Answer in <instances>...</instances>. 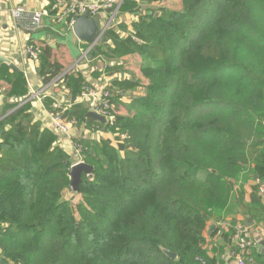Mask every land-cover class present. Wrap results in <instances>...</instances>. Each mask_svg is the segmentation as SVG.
<instances>
[{"label": "trees", "instance_id": "1", "mask_svg": "<svg viewBox=\"0 0 264 264\" xmlns=\"http://www.w3.org/2000/svg\"><path fill=\"white\" fill-rule=\"evenodd\" d=\"M133 1L119 14L138 10ZM139 1L172 6L138 11L132 33L106 31L91 52L131 76L114 87H144L129 104L114 103L130 148L119 156L104 140H79L93 169L71 191L78 203L67 196L72 161L58 136L32 121L29 105L4 116L26 89L21 73L1 66L0 264H214L204 249L207 224L222 222L239 184L264 178V0ZM37 46L50 84L68 64ZM61 81L70 120L115 128L80 102L91 86L81 71ZM257 213L262 220L264 208Z\"/></svg>", "mask_w": 264, "mask_h": 264}, {"label": "crops", "instance_id": "2", "mask_svg": "<svg viewBox=\"0 0 264 264\" xmlns=\"http://www.w3.org/2000/svg\"><path fill=\"white\" fill-rule=\"evenodd\" d=\"M135 1L138 10L132 9L131 11L119 14L118 18L115 20L114 28L108 31H113L119 35L120 38H125V35L128 36L132 33L133 19H135L138 11L143 12L144 10L156 9V7H160L161 9L162 7L164 8V6H158L156 3L142 2L139 0ZM52 2L53 0H0V56L12 63L17 70H12L7 63H0V69L2 66L7 67L9 72L21 73L26 89L25 96L18 99L17 106L8 111L4 116L22 106L29 105V112L32 121L40 123L43 128H48L47 122L49 121V106L47 107L45 104V99H55L56 95L47 93V91H51L49 90L51 87L49 84H43L42 76L39 73V61L34 64L29 60L26 54H23V49L27 45L47 46L50 49L51 56H53L56 61L62 60L66 62L68 67L81 57V52L88 50L85 61L81 64L79 71L82 72L84 79L89 85L94 88L96 87L94 90H96L95 92L97 94H99L100 88L106 83L111 84L112 86L115 82H120L117 80V78L120 77L116 75L115 71H112L113 68H116L115 66H117L118 63H115L116 65H112L113 67H111L109 63L103 61L102 63H99L100 69L95 68L96 64L94 65V62L97 59L94 60L91 56V52L95 47L89 49L87 43H79V40L73 35L72 30H67L64 26L55 25L48 19L43 22V27L41 29L33 33H26L17 28L14 24L13 18L10 14L11 9L15 7H22L26 10L33 11L49 9ZM105 15L107 19L108 12H106ZM106 19H101V23L104 24L103 22ZM102 24L101 26L99 25L100 28H102ZM106 67L107 69H112L110 71H105ZM24 72L27 77L24 76ZM26 78H28V83ZM43 87H46L47 97L44 98L42 105H40L39 102L30 99V92L31 89L39 90ZM5 92V89L0 88V113L3 110V104L7 103ZM64 93H66L65 90ZM59 96L57 98H59ZM61 97L65 100L64 98L66 95ZM2 118L3 116L0 117V120ZM77 131V133H82L79 128H77ZM65 145L68 146L67 144ZM254 186L256 187L255 190L252 189ZM241 188L242 189H237L238 192L236 191L234 198H232L229 203L222 222L219 224H207L204 249L211 263L231 264L228 261V256L231 251L234 250L233 248H236L237 241L239 240V238L236 237L235 232L237 228L242 227L246 232L243 236H240V241L241 239H246L250 240L252 243V247L246 250L245 264H264V256L259 257L260 254H264V217L262 216L261 220V216L257 213L258 209L264 208V194H261L259 191L260 188H264V178L261 179L255 174L254 179L251 180L250 183L249 181L245 182ZM248 210L253 211L250 213L247 212ZM243 221L251 223V226L249 225V227H245ZM234 223H236L234 227L235 231L231 232L230 229ZM222 232L223 234H227V236L224 237Z\"/></svg>", "mask_w": 264, "mask_h": 264}, {"label": "built area", "instance_id": "3", "mask_svg": "<svg viewBox=\"0 0 264 264\" xmlns=\"http://www.w3.org/2000/svg\"><path fill=\"white\" fill-rule=\"evenodd\" d=\"M123 2L124 0H53L49 9L33 11L26 10L22 7H15L10 10V14L17 28L26 33H33L43 27V22L46 19L51 20L55 25L64 26L67 30L71 31L75 24V20L85 14L88 15V18L99 17V25L101 26V19H106L105 13L108 11V18L105 20V24H102V28L99 27L98 38L92 46L88 44L89 49H93L102 40L106 31L114 28L115 20L119 16V11ZM133 40L138 42L135 38H133ZM78 42L83 44V42ZM87 52L88 50L81 52V57H79L69 69H66L63 74L55 78L53 81L62 82L61 77L70 70L79 71L81 64L85 61ZM23 54H26L29 60L36 64L40 60L41 48L36 45H27L23 49ZM24 76L27 77L25 72ZM26 79L28 83V78ZM30 93V99L39 102L40 105H42L44 98L47 97L46 87L40 88L39 90L31 89ZM125 95L128 94L121 92L117 87H109V84L106 83L100 88L99 94L94 90H89V88L85 89L80 96V102L87 103L88 106L90 105L89 107L91 111L104 117L106 120L105 124H109L111 127H116L118 117L112 114V111L114 110L113 105L116 101H121ZM53 100L52 110L48 113V118L51 123L50 127L52 132L58 136L60 147L65 148V144L70 146L71 144L68 142L75 137L72 129L76 130L79 126H76L73 121H68L63 116V112L67 111L70 103L66 105L64 102L65 100L63 99V101ZM73 149L77 156V162L71 165V167L79 163H84L79 156L76 147H73ZM259 191L261 194H264V188H260ZM245 232L246 230L242 227L236 229L235 235L239 240L237 241L236 248L232 250L228 256V261L231 264H245L246 250L252 247L250 240L241 239L240 241V236H243ZM197 260L200 264H206L201 258H198Z\"/></svg>", "mask_w": 264, "mask_h": 264}, {"label": "rangeland", "instance_id": "4", "mask_svg": "<svg viewBox=\"0 0 264 264\" xmlns=\"http://www.w3.org/2000/svg\"><path fill=\"white\" fill-rule=\"evenodd\" d=\"M177 3H178V1H177ZM158 6H164V8H166V9H164V8H162V9L165 10V11H169L171 9L172 5L159 4ZM178 7H180V3H178ZM135 21H137V17H135V19H133V22H135ZM103 23L105 24V21ZM124 37H127V35H125ZM115 63H116V61L114 63L112 61L109 62L111 67L116 65ZM94 65H95V68H99L100 69V64H98L97 62H94ZM70 66L67 69H69ZM135 72H136V70H135ZM116 75H118L120 77V78H117V80L120 81V82H123L124 80H126V81L127 80H130V81L132 80L131 76L126 71L116 72ZM138 77H140L139 73H138ZM49 85L51 87L49 90H51V91L50 92L47 91V93H52V94L56 95V98H55L56 101H61L62 100L61 96H63V95L65 96L66 95L64 102H65L66 105H68V103H70L69 96H68L66 90L64 89V87H63L64 84L62 82H60V81H57V82L52 81ZM109 87H111V84H109ZM88 88H89V90H94L96 87L94 88V87L90 86ZM118 89H120L121 92L128 94V95H125V97L122 98V100L120 101L121 104H129L131 101L136 100L139 96L141 97L145 93L144 87H142L140 90H136L134 88L129 89V90H123L121 88H118ZM64 90H65L66 93H64ZM94 91H96V90H94ZM61 94H63V95H61ZM58 96H59V98H57ZM86 107H88V106H86ZM113 107H114V105H113ZM51 110H52V105L49 106L48 113L51 112ZM114 112H115V107H114ZM115 115L117 117L119 115L120 116H125V113L124 112H121V113L115 112ZM63 116L68 121H73L76 126H79L77 128H79L81 130L80 132H82V133H77L78 132L77 129L76 130L72 129L73 133L75 134V137L73 138V140L68 142L71 145L70 146L68 145V146H66L64 148V150L71 157L72 165L77 162V156L75 154V150L73 149V147H76V149L79 152V156L80 157H81L80 152L86 149L82 144H79V140H82V139H91V140H94V141L104 140V141L109 143L111 146H113L117 150L119 156L123 155V151H124L125 148H127V149L130 148V145H128V144L126 145L124 143V141L127 140V134L122 133L118 129V127H115L113 130H111V129L110 130L109 129L105 130L104 128H101V127H98V126L89 127L85 123L78 124V122L75 119L70 120L68 118V116H67V111L63 112ZM47 123H48V128L51 129L50 120ZM252 140H254V138L250 137V140L248 142H251ZM81 159H82V157H81ZM87 176H89V175H87ZM250 182H251V179H249V183ZM240 188H241V185L239 184L237 189H240ZM68 193L69 194H67V193H65V194H67V196H69L73 200V203H78L80 201V197L78 195H73L71 190H69Z\"/></svg>", "mask_w": 264, "mask_h": 264}, {"label": "water", "instance_id": "5", "mask_svg": "<svg viewBox=\"0 0 264 264\" xmlns=\"http://www.w3.org/2000/svg\"><path fill=\"white\" fill-rule=\"evenodd\" d=\"M155 16H158V13H156ZM99 24H100L99 17L88 18V15L85 14L75 20V24L72 27L73 35L80 42H85L92 46V44H94V42L99 36ZM0 63H7L12 70H17V68L12 63H10L8 60H6L1 56H0ZM73 100L74 98H72V102ZM88 115L96 122H99L101 124L106 123L104 117L98 115L93 111H90ZM92 169L93 168L90 165L85 163H79L71 167L68 176H69V185L72 192L74 193L78 192V185L81 182L80 179L81 174L84 173L86 175H90ZM243 224L245 225V227H249V225L251 226V223H247L246 221H243ZM164 253L172 260H175L174 254L166 250H164Z\"/></svg>", "mask_w": 264, "mask_h": 264}]
</instances>
